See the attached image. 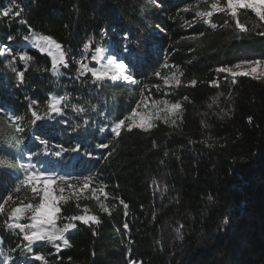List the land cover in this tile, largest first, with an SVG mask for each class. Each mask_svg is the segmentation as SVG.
<instances>
[{
	"label": "trees",
	"instance_id": "16d2710c",
	"mask_svg": "<svg viewBox=\"0 0 264 264\" xmlns=\"http://www.w3.org/2000/svg\"><path fill=\"white\" fill-rule=\"evenodd\" d=\"M197 2L0 0V10L19 3L28 24L62 43L70 61V68H62L58 77L38 71L50 68L51 62L48 56L25 45L23 36L27 34V26L20 25L18 18L0 20V46L10 44L13 50H23L34 57L25 73V83L17 87L15 74L4 67L10 57L0 56V104L4 106L0 115L5 110L24 114L29 103L25 97L35 98L43 105L49 94H68L70 104L86 108L94 104L107 116L105 119L91 110L79 115L68 107L63 118L38 122V126L27 125L22 144L0 141V197L7 195L19 164L27 162L29 151L40 150L34 136L42 135L50 144L71 147L79 143L82 146L79 156L65 153L59 164L50 163V157H42L50 170L60 174L92 175L97 184L107 185L110 196L105 202L108 206L118 205L110 216L100 210L90 192L85 193L89 199L79 201L81 208L87 206L90 214L97 215L102 222L92 227L77 222L78 228L66 233L72 246L62 248L60 253H55L51 245L34 246L49 264H129L130 259L143 264H264V82L239 77L234 86L222 81L221 88L216 89L207 84L216 76L213 69L217 66L264 57V37L255 33L244 35L232 29L213 30L202 22L187 27L185 21L195 19V13L179 10ZM248 15L252 16L250 12ZM223 19L221 14L213 17L218 24ZM102 30L106 36L101 41ZM125 33L128 41L123 40ZM200 33L204 35L198 41L182 40V37ZM237 35L242 38L237 39ZM8 36L14 39L9 42ZM88 38L100 41L108 52L118 51L122 58L127 57L141 85L106 82L103 90H97L90 76L85 77L89 83H78L73 61L82 56L90 58L91 50L82 52V44ZM166 56L170 64L180 65L185 73L182 80L195 78L197 85L170 89L165 97V86L153 73ZM17 68L24 70L18 60ZM163 71L168 73V69ZM155 83L162 85L161 91L151 87ZM144 85L148 86L145 95L150 90L152 99L175 101L187 95L191 103L184 104L182 122L178 120L176 127L156 122L157 126L149 133L125 131L121 138H113L109 126L134 107L140 98L139 89ZM230 87L233 89L231 100L221 97L218 104L208 107L218 90L227 95ZM229 109L230 118L224 117L223 112ZM249 117L253 118L251 123ZM84 119L90 121L86 131L72 132L69 124H83ZM202 120L207 128L202 126ZM99 127L108 130L101 133ZM208 136L213 138L212 148L189 142ZM101 142L109 144V148H96ZM113 148L112 156L105 160ZM85 151L93 158L84 155ZM112 197L122 198L130 206L127 236L122 227L123 208ZM75 204L76 201H70L63 212L80 211ZM5 208V213L0 214V237L3 238L0 248L8 252L19 238L2 226L10 205ZM225 219L229 220L227 225L223 223ZM180 224L184 226L181 229L183 240H176L175 228ZM93 229L98 235H92ZM129 237L134 241L131 246ZM13 255L16 264H22L24 258L20 253ZM28 264L42 262L29 261Z\"/></svg>",
	"mask_w": 264,
	"mask_h": 264
},
{
	"label": "snow or ice",
	"instance_id": "6c2138e0",
	"mask_svg": "<svg viewBox=\"0 0 264 264\" xmlns=\"http://www.w3.org/2000/svg\"><path fill=\"white\" fill-rule=\"evenodd\" d=\"M156 2V0H154ZM203 5L204 7H201ZM157 7H161L156 3ZM179 11L195 13V19L186 20L187 27H193L195 23L202 22L213 30L232 29L244 35L255 33L257 36L264 37V0H198L195 4H189ZM24 8L19 3H13L8 7L0 10V20L4 18H18L20 25L27 26V34L23 36L25 42H29L32 48L37 49L41 54H47L50 58L51 67L38 69V71L50 72L53 77L60 76L61 69L70 68L68 53L64 49L62 43L58 42L51 35L37 32L31 25L28 24L26 18H23ZM252 16H249L248 13ZM216 14H221L224 19L218 24L213 21ZM244 16L246 19L242 20ZM254 16V19H253ZM250 24V26H249ZM159 27V26H158ZM160 31H164L163 28ZM200 33L196 36L182 37L184 41H198L203 36ZM106 36L105 31L100 32V40ZM237 39L242 36L237 35ZM8 41L11 42L14 37L8 36ZM124 41L129 40L127 33L123 36ZM180 43V41H177ZM93 44L94 49H93ZM202 47L203 44H199ZM91 50L90 58L82 56L73 62L76 65L75 80L80 84H87L89 80L85 77L90 76V82L97 90H103L106 82H120L131 86H140L141 81L136 78L133 73V65L127 57H121L119 52H108L100 41H93L88 38L82 44V52L88 53ZM125 51L128 49L125 48ZM6 55L10 57L4 62V67L15 74L16 86L20 87L25 83V73L30 62L34 61V57L26 51H15L10 47V44L0 46V56ZM17 60L24 65V70L17 68ZM191 62V61H190ZM95 65V66H91ZM163 69H168L165 73ZM216 76L207 81L209 87L220 89L223 82H228L234 86L238 82L239 77H249L257 82H264V57L241 59L233 64H224L213 69ZM153 75L158 81L163 82L165 86L164 95H169V90L173 88L195 87L198 83L197 79L182 80L185 73L180 65L170 64L167 56L160 68L154 71ZM147 85L140 87V98L135 101L134 107L123 115L116 118L109 126L110 132L115 139L122 137L126 132L139 130L144 133H149L157 125L156 122H161L169 127H176L177 121L182 122V117L185 112L184 104L189 102L190 98L185 95L175 101L169 99H152L151 91L145 95ZM151 87L158 92L161 91L162 85L155 83ZM233 89L230 87L227 95L224 91L218 90L216 95L211 98L212 103L208 105L212 108L218 104L221 97L226 100H231ZM29 101L26 112L17 114L14 111L8 112L5 110L3 115H0V141H15L17 145L22 144L27 125L38 126V122H50L56 120L57 117L63 118L65 109L71 107V110L79 115L86 114L89 110L96 112L98 115L107 116L104 111L97 108L96 105L84 107L83 105L70 104V96L68 94H49L43 105L35 98L25 97ZM78 101L79 97L76 98ZM151 100V103L149 101ZM0 104V109H3ZM231 109L223 112L224 117L230 118ZM215 115V113H213ZM252 117L248 118L249 123L252 122ZM67 123V122H66ZM90 121L83 120V124H69L71 131L79 133L81 129L86 131ZM92 123H95L94 121ZM203 127L208 125L205 121H201ZM99 132L104 133L106 127H99ZM34 139L41 146L39 151H29L26 156L27 162H21L14 180L10 183L7 195L0 197V214L5 213L6 205H10V210L7 213V218L3 222V228L6 231L14 232L19 238V242L14 248H10L8 252H4L0 248V264H16V257L13 253L19 252L24 258L22 264H28L29 261H38L42 264H49L45 255L35 251L34 246H42V244L51 245L55 249V253H60L62 248H70L72 245L66 233L75 231L78 228V223L92 227L99 225L102 221L95 214H90L87 206L81 208L79 201L81 199H89L85 193H91V199L97 201L100 210L103 213L112 215V212L117 210V203H112L109 207L105 202L109 199L110 194L107 191V185L103 182L97 184L96 178L92 175H73L60 174L54 169L50 170L48 165L41 159L42 157H50L52 164H59L63 160L65 153H75L78 156L81 154L82 146L79 143L71 147H64L62 144H50L48 139L42 135H35ZM213 138L208 136L201 141H192L190 143H203L205 147L212 148L214 144ZM156 145L154 144V147ZM224 147V145H220ZM98 149H108L109 144L98 143ZM115 148L109 151L104 157L105 160L112 156ZM88 158L92 159V154L85 151L83 153ZM179 159V157H177ZM163 163V161H161ZM153 185L156 183L152 182ZM103 196L104 200H100ZM113 200H118L119 205L123 208L124 222L122 227L124 234L130 231V226L127 223L129 216V204L122 198L112 197ZM212 197L209 196V200ZM70 201H76L75 207L80 210L73 214H65L63 207L69 204ZM178 202V201H177ZM155 218V217H154ZM23 221V222H22ZM225 225L229 223L228 219L223 221ZM183 224L175 228V239L183 240L181 229ZM223 230V229H221ZM92 235H98V232L93 229ZM3 243V238L0 237V244ZM134 241L129 237L128 245H133ZM95 253H93L94 255ZM69 260L71 258L69 257ZM129 264H143L142 261L129 260Z\"/></svg>",
	"mask_w": 264,
	"mask_h": 264
},
{
	"label": "rangeland",
	"instance_id": "374dc122",
	"mask_svg": "<svg viewBox=\"0 0 264 264\" xmlns=\"http://www.w3.org/2000/svg\"><path fill=\"white\" fill-rule=\"evenodd\" d=\"M25 45H27L29 48H32L29 42H26V44H25ZM32 49H35V48H32ZM35 50H37V49H35ZM37 51H38V50H37ZM38 52H39V51H38ZM44 55H46V56H47V54H44ZM91 66H95V65H91Z\"/></svg>",
	"mask_w": 264,
	"mask_h": 264
}]
</instances>
